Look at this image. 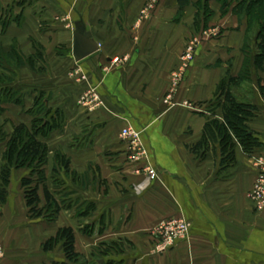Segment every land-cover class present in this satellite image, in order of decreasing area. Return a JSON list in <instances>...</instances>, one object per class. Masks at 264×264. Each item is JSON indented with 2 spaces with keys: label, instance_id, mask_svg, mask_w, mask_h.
Here are the masks:
<instances>
[{
  "label": "crops",
  "instance_id": "crops-1",
  "mask_svg": "<svg viewBox=\"0 0 264 264\" xmlns=\"http://www.w3.org/2000/svg\"><path fill=\"white\" fill-rule=\"evenodd\" d=\"M16 5L3 10L0 3L5 13L0 31L5 39L16 38L23 60L17 89L43 93L63 124L39 138L48 159L41 168L39 207H46L47 193L48 204L57 207L55 221L48 227L31 220L20 181L32 170L12 169L0 203V264L62 260L61 250L43 253L42 245L63 227L74 230L75 251L86 259L95 242L101 245L98 264H264V208L255 211L248 199L254 163L264 158V94L257 82L252 95H235L257 109L247 125L259 147L248 153L231 136L223 148L218 134L205 139L204 133L210 121L223 123L215 101L219 84L228 72L235 77L241 70L244 32L227 33L225 27L234 17L220 18L213 9L207 28L217 25L223 36L198 37L201 44L186 62L192 12L187 8L179 16L175 0L157 2L140 19L143 0H17ZM77 18L98 45L79 62L72 56ZM254 75L264 78L259 71ZM28 98L23 95L6 114L10 134L15 126H31L34 102ZM126 127L140 134L145 155L138 160L120 136ZM4 164L0 155L1 169ZM149 169L157 175L152 181ZM171 219L189 224L188 238L153 254L158 239L152 231ZM95 231L97 238L86 235ZM111 249L113 257H107Z\"/></svg>",
  "mask_w": 264,
  "mask_h": 264
},
{
  "label": "trees",
  "instance_id": "trees-1",
  "mask_svg": "<svg viewBox=\"0 0 264 264\" xmlns=\"http://www.w3.org/2000/svg\"><path fill=\"white\" fill-rule=\"evenodd\" d=\"M201 2V0H199ZM208 2L209 0H204ZM221 4L224 9L228 5L227 0H215ZM236 5L232 7L231 12L238 17L247 18V31L248 34L252 26H256L255 45L251 50V46L248 43L245 44L242 49L244 54L245 66L241 67L238 75L233 77L227 73L226 77L219 84L216 91V105L221 108L223 115V123L217 121H210L206 124L204 133L205 139L213 138L215 134H218L223 148L228 146L231 136L234 137L244 148L246 152H251L254 148L260 146L258 139L252 134L248 128V121L255 116L256 107L250 103H243L237 100L234 89L241 88V85L251 82L250 73V59L254 58L255 69L264 73V0H236ZM191 3V0H177L179 6V13ZM247 39V38H246ZM254 51V53H253ZM250 52L252 54H250ZM8 59L12 62L15 60L17 67L23 64V60L16 51L7 54ZM40 59V58H39ZM31 67L33 61L30 62ZM13 73V72H12ZM258 88L262 94H264V78L259 79ZM5 91L0 88V108L3 103L10 102L5 98ZM15 105H20L22 99H18ZM0 109V112H3ZM28 113V112H27ZM29 115L33 116L31 126L28 128L25 125H18L13 128L12 133L8 136L7 144L8 149L4 152L3 161L5 164L2 166L0 173V203L5 201L6 189L12 169L24 168L25 162L33 163L40 161V159H47V146L41 142L39 138H47L53 130L61 128L63 124L62 115H52L51 110L48 109V99H46L43 93H38L37 99L29 110ZM46 116V117H45ZM1 137V136H0ZM7 137L4 139L6 140ZM16 155V160L14 157ZM230 155V154H229ZM59 156L57 160L59 161ZM18 160L23 163L19 165ZM61 163L65 169H67L66 163L61 160ZM45 163L39 164V168L36 164L33 165V169L29 177L22 178L20 186L24 191V200L27 208L28 215L31 219L43 217L44 211L49 212L48 217H54L52 213H56L54 210L55 204L49 202L48 194L45 193L46 207L40 208V199L38 197L39 183L45 181L44 171L41 169ZM36 166V167H35ZM37 168V169H36ZM56 172V169H53ZM36 173L37 180H33V174ZM46 192V191H45ZM53 209V211H52ZM50 210V211H49ZM60 244L63 259L52 264H87L79 254L75 251V235L74 230L70 227H63L57 230L55 238H51L42 245L44 252L52 251L53 244ZM113 261L107 262V264H113Z\"/></svg>",
  "mask_w": 264,
  "mask_h": 264
},
{
  "label": "rangeland",
  "instance_id": "rangeland-1",
  "mask_svg": "<svg viewBox=\"0 0 264 264\" xmlns=\"http://www.w3.org/2000/svg\"><path fill=\"white\" fill-rule=\"evenodd\" d=\"M159 1H161V0H143L144 6L142 7L141 11L139 12L138 19L145 18L147 16V13L149 15L150 12L155 9V5ZM169 1H171V0H169ZM175 1L177 2V0H175ZM227 1H228V5L229 6H227L226 9H224V7H222L221 4L218 3L215 0H209L208 2H205L204 0H201V2L199 0H191V3L183 9V11L185 9H187V8L191 9V11H189V14H191V12H192V25H193V29H194V34L191 37L190 41H188V43H187L186 51L190 47L192 49H194V48L197 47V45L199 46L201 44V42L198 39V37H200L201 39H203L204 37L205 38H207V37L209 38V36L210 37H216V38H220L221 37V34L223 33V29L222 28L216 27L217 25H212L210 28H207L208 25H209V22L212 20V18L214 16V10L218 11V15H219L220 18H223L224 16H226L228 14H231L234 17V20L232 21L231 24L227 23L225 27H226L227 33H229V31L230 32H237V30H240V32L242 30V32H244L243 33V43H242L241 48H240V53L243 56L241 67L244 68L245 60H244V54L242 52V49L244 50L243 47L245 46L246 43H248V45L251 46V50H252V48H254V45H255V40H254L255 37L254 36H255V34L257 32L256 31L257 28H256V26H252L251 31L247 34L246 33V31H247V18L238 17L237 15H234L231 12L232 7L236 5L237 1L236 0H227ZM16 2H17V0H0V3L3 4V7H2L3 10H8L9 7H10V4H14L15 3V6H17ZM146 2H147V7H146ZM182 12L179 13V16L184 13V12L183 13ZM0 15H5V13L4 12H0ZM64 19H67V18L64 17ZM3 36L4 35H2L1 31H0V88H3V90L6 93L5 96L2 97V98H5L6 100H8L10 102L3 103L1 105V108H0V109L4 110L3 112H0V136H1L0 137V155H1L2 159H3L4 152H6V150L8 149V147H7L8 146L7 139H8V136L10 135V132H9L10 131V126L12 125V124L9 125L8 121H10V120H9V118H7L9 116L6 115L8 113V111H9V108L13 107L12 105L15 106V102L14 101H16L18 99H21L23 97V95H26V97H29L28 99H32L35 94L39 93V91H36L34 93H33V91H30V92H26L25 94H23V92H21L20 90L17 89L18 78H17L16 71H17L18 67L16 65L15 60H13L11 62L8 59V57H7L8 53H12L13 51L17 52V49H18L17 41H16V38L9 39V37H8L7 39H5V37H3ZM222 36H223V34H222ZM253 53H254V51H253ZM250 54H252V53L250 52ZM192 58H193V56H192ZM184 59H185V56H184ZM249 61H250L249 63H250L251 82L245 84L244 87L234 89V92H239L241 94L243 93V94H246V95L248 93L251 94V90L253 89V83L256 81L257 84H258L259 79L255 78V75H254V72H256V73L258 72L254 68L255 67V64H254L255 60H254V58H252ZM11 69L13 70V73L10 71ZM260 73L264 74L262 72H260ZM253 75H254V77H253ZM263 77H264V75H263ZM32 102L35 103V101L33 99H32ZM15 110H17V109H15ZM5 119H7L8 121L5 120ZM5 137H7L6 140L4 139ZM3 147H4V150H3ZM14 160H16V155L14 157ZM47 161H48V159L43 158V159H40V161H36V162H33V163L25 162L23 164L21 162V160L20 161L18 160L17 163L19 165L23 164V167H26L27 169L34 170L32 168L34 164H36V166L39 168V164H43V163L46 164ZM14 171H18V169H15ZM44 187H46V186L43 185L42 189ZM252 207H253V205H252ZM252 209H254L255 211H258L254 207ZM47 215H49V212H45L44 211L43 217L41 216L40 218H35V219H31V220H33V221H39L40 220V222H42V223L45 222L47 224V226L49 227L50 224L55 221L54 220L55 218L54 217H52V218L48 217ZM171 220H177V219H171ZM86 235H88V237H91V238H93V237L97 238L98 237L97 236L98 233L96 231L95 232H91V233H87ZM188 236L186 238L182 239V240H186L188 238ZM182 240H179V241H182ZM153 241L155 242V247L152 249L151 252L153 254H162L164 251H162L161 248H158V246L162 242L161 239L158 238V242H156V239H154ZM100 246H101L100 244L95 242V246L90 248V250L88 251L89 259H86L85 257H83L82 254H79V253H77V254H79L80 257L82 258V261L84 260L85 262H87V264H98L97 260L100 259V257H102V252H101L102 250H101ZM0 248H1V251H2V257H3V255H4L3 252L4 251H3V248H2L1 245H0ZM60 248H61L60 244H55L54 243L53 247H52V252L54 251V253H56L55 250L58 249V251H59V250H61ZM113 252H114L113 249H111V251H109V254H108L109 256H107V257H113ZM43 253H45V252L43 251ZM62 255H63V253L61 254V257H62ZM79 262H81V261L79 260ZM79 262H78V264L82 263V262L81 263H79Z\"/></svg>",
  "mask_w": 264,
  "mask_h": 264
},
{
  "label": "built area",
  "instance_id": "built-area-1",
  "mask_svg": "<svg viewBox=\"0 0 264 264\" xmlns=\"http://www.w3.org/2000/svg\"><path fill=\"white\" fill-rule=\"evenodd\" d=\"M193 50L191 47L187 49L185 53L186 62L192 59ZM114 63L117 59L113 60ZM186 108H190L188 103L183 104ZM120 136L122 140L128 143V148L133 154L134 159L145 155V150L142 146L140 134L133 130L131 127H126L121 130ZM254 166L257 170L255 182L251 191L248 194V199L252 203L256 210L264 208V158L256 159ZM149 181L156 179V172L149 169L146 171ZM189 224L183 220H167L163 221L152 231V236L161 239V244L158 248L162 251H166L168 248L174 245L175 242L182 240L188 236ZM2 257V251L0 248V258Z\"/></svg>",
  "mask_w": 264,
  "mask_h": 264
},
{
  "label": "water",
  "instance_id": "water-1",
  "mask_svg": "<svg viewBox=\"0 0 264 264\" xmlns=\"http://www.w3.org/2000/svg\"><path fill=\"white\" fill-rule=\"evenodd\" d=\"M73 50L72 56L76 62L98 51L97 43L92 39L89 27L82 18H77L73 23Z\"/></svg>",
  "mask_w": 264,
  "mask_h": 264
}]
</instances>
